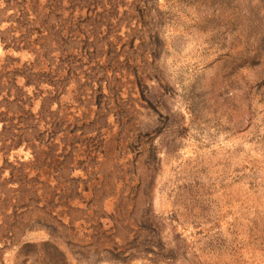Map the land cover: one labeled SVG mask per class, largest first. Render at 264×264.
Listing matches in <instances>:
<instances>
[{
  "label": "rangeland",
  "instance_id": "374dc122",
  "mask_svg": "<svg viewBox=\"0 0 264 264\" xmlns=\"http://www.w3.org/2000/svg\"><path fill=\"white\" fill-rule=\"evenodd\" d=\"M0 264H264V0H0Z\"/></svg>",
  "mask_w": 264,
  "mask_h": 264
}]
</instances>
